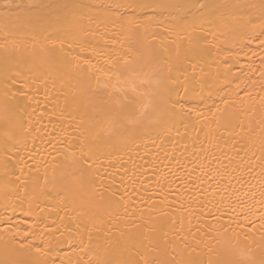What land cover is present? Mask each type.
<instances>
[{
  "label": "snow or ice",
  "instance_id": "6c2138e0",
  "mask_svg": "<svg viewBox=\"0 0 264 264\" xmlns=\"http://www.w3.org/2000/svg\"><path fill=\"white\" fill-rule=\"evenodd\" d=\"M0 23L43 36L61 73L37 78L43 99L3 76L0 264H264V95L246 102L264 93V0H20ZM155 26L183 46L128 58L120 38Z\"/></svg>",
  "mask_w": 264,
  "mask_h": 264
},
{
  "label": "bare ground",
  "instance_id": "6f19581e",
  "mask_svg": "<svg viewBox=\"0 0 264 264\" xmlns=\"http://www.w3.org/2000/svg\"><path fill=\"white\" fill-rule=\"evenodd\" d=\"M20 0H0V14L6 10L7 5L12 3H19ZM220 2H225V0H220ZM15 10V9H13ZM121 42L124 47V52H129L130 59L135 60L137 56L140 54V50H143L147 47H155L159 49L161 45L164 48L174 49L176 45L183 46L184 36L178 31H168L165 32L164 27L155 26L149 30V32L140 34H129L126 37H121ZM175 41V44L173 43ZM23 42V43H22ZM45 44L43 36H37L35 41V47L32 44V33L28 30L24 31H16L14 28L4 29L2 23H0V102L3 101V76L5 71L7 70L8 74L16 77L17 79V87H19L20 83L23 81H27L29 84L33 80H36V87H40L39 98L43 99V86L40 84V81L37 79L39 76L44 73H48L53 78L57 80L58 88L61 85V81L59 79V75L61 74L58 69L52 68L50 69L47 65H42L40 63L41 56V46ZM15 48V50H13ZM123 55V52L121 53ZM257 64H259V59L257 58ZM63 88L62 90L67 92L69 96H78V89L81 87L80 80L76 75L66 76L62 82ZM51 86V80H49V87ZM15 89H13L14 91ZM29 94L33 91L32 88L25 89ZM243 95V93H241ZM264 95V93L260 92L259 88L253 90V98L247 103L253 105L257 109L259 108V96ZM92 101V97L85 95L80 99V103L82 107L86 110L89 104ZM208 103L211 105L212 103H219V99L214 97L212 100H209ZM43 107V106H42ZM50 108L51 105H48ZM208 117L207 122L210 123L213 117L207 113ZM251 117H246L244 114H241L240 119L246 120ZM47 122V121H45ZM256 137L259 138L260 129L256 128ZM200 139L203 140V132L201 133ZM45 160H48L49 157L44 156ZM60 157H57V160H60ZM54 165H50L48 167V175L52 174V168ZM45 172L44 168H41L39 173L35 174V179L39 183H43ZM183 175V173H181ZM88 193H85L87 195ZM21 218L20 214H17V219ZM158 227L167 228L168 221L161 218ZM8 239L6 236L0 237V249L8 243ZM224 241H221L223 243ZM232 243L234 245H238L239 247H246L251 244V241L245 242L242 238L239 240H233Z\"/></svg>",
  "mask_w": 264,
  "mask_h": 264
}]
</instances>
